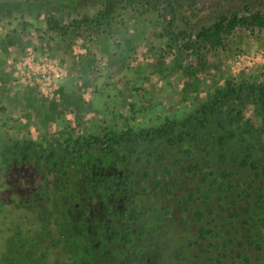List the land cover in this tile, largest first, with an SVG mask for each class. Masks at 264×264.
<instances>
[{"label": "trees", "instance_id": "obj_1", "mask_svg": "<svg viewBox=\"0 0 264 264\" xmlns=\"http://www.w3.org/2000/svg\"><path fill=\"white\" fill-rule=\"evenodd\" d=\"M78 1L0 0V18ZM168 1L203 48L220 46L237 27L264 28V0ZM107 12L83 22L101 24ZM94 211L111 243L146 263L260 264L264 84L225 81L185 116L149 127L46 142L0 135V264H29L19 250L26 242L36 241L42 258L64 251L61 243L74 242L66 232L72 214L82 235ZM47 225L60 234L51 243L39 237Z\"/></svg>", "mask_w": 264, "mask_h": 264}, {"label": "rangeland", "instance_id": "obj_2", "mask_svg": "<svg viewBox=\"0 0 264 264\" xmlns=\"http://www.w3.org/2000/svg\"><path fill=\"white\" fill-rule=\"evenodd\" d=\"M103 2L104 0H79L74 6L67 4L33 12L26 11L23 14L14 13L0 18V135L2 137L46 142L55 137L80 136L78 132L74 134L72 132L78 130L82 120L76 121L74 118L65 121L64 119L70 117L74 110L68 105L66 94L68 86L61 85L62 78L67 74L71 77V72L76 68L83 69L73 73L83 74L91 84L90 90L87 89L84 94L86 98L94 94L92 91H95L93 85L96 84L95 81L104 80V83L101 82L103 84L101 89H108L107 84L112 88H121L124 85L123 76L137 73L139 76L137 78H143L149 72L147 67L144 68V64L147 66V62L151 61L159 64V58L163 56H165L164 63L157 67L159 71L157 73L163 75L165 73V78H170L169 82L172 85L178 79H175V75H171L169 71L176 64L185 69L184 75L187 76L188 81L198 78V81L202 82L204 74L201 67L204 69L205 58L203 52L218 54L226 46L227 39L240 28L248 31L255 41L248 39L247 36L244 39L240 34L236 36L237 39L250 43L253 41L255 48L246 52L238 50L239 44L231 45L234 47L228 49L237 48L235 50L237 54L231 59L224 56L225 59L219 64L229 70V82L233 84H264V28L262 30L253 28L251 31L245 27H237L230 35L223 38L220 46L209 49L199 45L195 39V31L189 29L190 27L180 16L175 15V4L170 5L168 0H113L108 9H105ZM104 12L108 15L101 24L83 22L85 18L95 20ZM183 51L186 59L183 54L182 61L176 59L175 56ZM189 51L194 53H188ZM141 57L144 61L139 68L141 72H131L142 61L139 60ZM106 63L109 64L107 70L104 69ZM164 67L166 70L169 69L167 71L170 75H166L167 71L163 72ZM117 69H121L119 76L122 78L118 76L114 81H106L105 77L109 74L114 75ZM259 70L261 72L251 77L254 71ZM162 81L164 91L167 83L163 79ZM60 85L61 90L58 92ZM133 91L132 88L131 94ZM123 94L121 91V95ZM30 95L32 98H40L43 102L53 98L54 95L61 98L59 101L61 113L56 114L57 120L60 119L61 122L52 120V124L43 123L42 128H39L35 113L42 115L41 108L44 103H38L35 111V103ZM135 99L137 98H133ZM138 99V101L142 100V98ZM28 100L26 104L25 101ZM194 108L188 112H178L176 115L172 109H169L172 113L163 120L166 117H183ZM62 114H67L68 117H63ZM163 120L161 116L159 121ZM155 123L156 120L136 117L129 125L139 128L153 126L156 125ZM94 124L96 123L92 121L88 125ZM106 129L101 128L97 130L98 132L89 131V133L98 134ZM115 130L118 131L116 128ZM77 217V213L72 214L69 229H66V232H71V239L74 242L71 244L70 240H67L66 245L61 243V248H64L62 252L55 250L46 255V258H42L36 251V241L24 243L25 248L19 250L22 251L24 258L28 259V263L33 264L41 260L42 264H56V261L62 264H163L158 257L146 263L141 257L137 258L132 248L111 243L112 233L106 219L99 211H94L93 220H85L83 227L86 231L82 235ZM40 231L39 237L45 236L44 241L47 243L60 238L59 231L54 226L47 225ZM168 264L178 263L170 260ZM260 264H264V260Z\"/></svg>", "mask_w": 264, "mask_h": 264}, {"label": "crops", "instance_id": "obj_3", "mask_svg": "<svg viewBox=\"0 0 264 264\" xmlns=\"http://www.w3.org/2000/svg\"><path fill=\"white\" fill-rule=\"evenodd\" d=\"M239 34L243 35L244 39L247 36L248 39L250 38V40L255 41L252 35H249L248 31L240 28L227 39L225 43L226 46L218 54L214 55L212 52H203L205 54V58L203 60L204 69L201 67L204 74L202 82L200 80L198 81V78L188 81L186 79L187 76L184 75L186 74L185 69L176 64L175 67L171 68L169 71L171 72V75H175V79H178L177 81L175 80L174 85H172V83L169 82L171 81L170 78H165V73L164 75L157 73V67L162 66L164 63L165 56H163L162 58H159V64H155L154 61L147 62V66L144 64V68L146 69L147 67L149 72L146 73L143 78H137L139 77L137 73L126 74L127 76H123L122 78L119 76L121 69H117L114 75H107L105 80L108 82L114 81V78L119 76L124 81L123 87L112 88L111 85L107 84L108 89H101L103 87L102 83H104V80L101 79L95 81L96 84H93L95 85V91H92L94 94H91L90 97L86 98L84 94L87 89H89V85L91 84H89V81L85 79L83 74L73 73L74 71H80L83 69L80 67V70H77L76 68V70L71 72V77L67 74V76L62 78L61 83V85L66 84L68 86L66 89L67 101L69 103V107L73 108L74 113L70 114V117H68L67 114H62V116L68 117H64L65 121L68 119L74 120V118L76 121L79 119L82 120L83 123L81 122L82 125L78 127V130L72 132L73 134L78 132L79 135H82L89 133V131L98 132L97 130H101V128H107L108 130H115V128L118 130H124L127 127H131L129 123L135 120L136 117L138 119L156 120L155 124H158L161 122L159 121L161 120V116L163 120L165 116H168L172 112H175V115L178 112H188L198 103L210 100L216 90H218L225 81H230V78H228L229 70L225 67L222 68L221 64H219L225 59L223 58L224 56L231 59L237 54V51H235L237 48L230 50L228 47H234L231 45L239 44L238 50L241 49L240 51L244 50L246 52L252 51L255 48V42L253 41H251V43L249 41H239L236 37L237 35L239 36ZM188 53L192 54L194 52L189 51ZM182 54L184 55V59H186L184 51L181 52L180 55L175 56L176 59L182 61ZM139 60H142V57ZM143 63V60L140 61V63L134 67L131 72L140 71L139 68ZM209 64L210 66H207ZM108 67L109 64L106 63L104 69L107 70ZM164 68L163 72L169 70H166V67ZM169 72L167 71L166 75H170ZM259 72H261V70L257 72L254 71L251 77ZM180 77L181 79L179 80ZM162 79L166 81L165 83H167V87L164 91L162 88ZM61 85L57 90L58 92L61 90ZM132 88L134 89L133 94H131ZM105 90H108V93H106ZM121 91H123V95H121ZM30 97L35 103V111L38 103H44L41 108L42 115L39 116L38 112L35 113L38 117L37 121L39 128H42L43 123L52 124V120H57L58 117L56 114L61 113L59 110V101L61 98H58V96L55 97L54 95L53 98H48L47 101L43 102L40 98H32L31 95ZM133 98L137 99L133 100ZM138 98H142V100L138 101ZM25 102L27 104L29 100ZM169 109H172V112H169ZM87 110H89V112H87ZM59 120L57 121L61 122V120ZM92 121L96 124L89 126L88 124ZM60 134L64 135L63 133Z\"/></svg>", "mask_w": 264, "mask_h": 264}]
</instances>
